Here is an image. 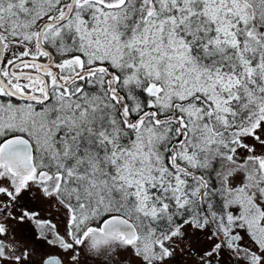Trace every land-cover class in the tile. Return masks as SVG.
Returning <instances> with one entry per match:
<instances>
[{
    "label": "snow or ice",
    "instance_id": "6c2138e0",
    "mask_svg": "<svg viewBox=\"0 0 264 264\" xmlns=\"http://www.w3.org/2000/svg\"><path fill=\"white\" fill-rule=\"evenodd\" d=\"M0 264H264V0H0Z\"/></svg>",
    "mask_w": 264,
    "mask_h": 264
}]
</instances>
